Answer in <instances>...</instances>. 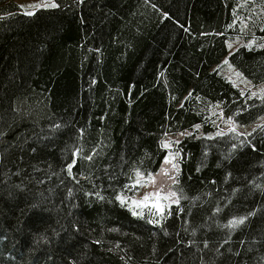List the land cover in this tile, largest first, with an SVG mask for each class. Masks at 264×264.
I'll use <instances>...</instances> for the list:
<instances>
[{
  "label": "trees",
  "instance_id": "obj_1",
  "mask_svg": "<svg viewBox=\"0 0 264 264\" xmlns=\"http://www.w3.org/2000/svg\"><path fill=\"white\" fill-rule=\"evenodd\" d=\"M53 1L0 0V264H264V123L181 139L159 222L117 198L157 171L164 135L264 116L213 68L264 0ZM249 27L228 61L260 83Z\"/></svg>",
  "mask_w": 264,
  "mask_h": 264
},
{
  "label": "rangeland",
  "instance_id": "obj_2",
  "mask_svg": "<svg viewBox=\"0 0 264 264\" xmlns=\"http://www.w3.org/2000/svg\"><path fill=\"white\" fill-rule=\"evenodd\" d=\"M22 12H34L37 8H43L45 4H52L55 2L53 0H14ZM261 3L257 1L256 3L249 2L250 6L248 9L242 8L238 15V25L243 32V35L236 36L232 40L227 41V54L216 64L213 68L229 82H231L237 89L240 90L242 94H247L250 97H262L264 96V82L253 83L247 79L240 71H238L234 66H232L228 61V56L238 47L243 45H250L255 42V39L251 38V34L244 33L246 30L250 29L249 25L261 26L264 24V16L260 10ZM33 5H41L40 7H31ZM260 6V7H259ZM47 8V7H46ZM264 12V10H263ZM247 28V29H246ZM247 35V36H245ZM264 123V116L259 117L253 122L248 124H238L231 119L225 118L220 113H216L212 119L213 130L211 132H205L202 129V124H197L191 128L184 129L175 134H167L161 138V145L166 150V154L162 163L160 164L157 171L148 177H142L136 179L135 182L129 185L128 191L125 193H120L118 195V201L121 203V199L125 201L123 203L126 207L130 209L133 215H151L157 222H159L165 211L172 205L177 203V195L175 193L174 187L177 181L178 171H179V152L176 149L177 143L183 139L185 136L194 135L195 137L201 136H212L216 134H223L226 132H235L239 134H247L259 125ZM168 146L165 147L164 145ZM168 160L170 162L166 163ZM173 164L176 167H173ZM160 193V199L157 200L155 195L140 204V206L133 205V201H143L146 194ZM175 193V195H172ZM167 197V199H164ZM159 203L163 206V212H157L154 204ZM122 204V203H121Z\"/></svg>",
  "mask_w": 264,
  "mask_h": 264
},
{
  "label": "snow or ice",
  "instance_id": "obj_3",
  "mask_svg": "<svg viewBox=\"0 0 264 264\" xmlns=\"http://www.w3.org/2000/svg\"><path fill=\"white\" fill-rule=\"evenodd\" d=\"M40 6H41V5H33V6H31V7H40ZM43 6H44V7H56V5H55L54 3H52V4H45V5H43ZM26 14H27V15H32L31 12H28V13H26ZM164 146L167 147L168 145L165 144ZM165 162L168 163V162H170V161L166 160ZM173 167L175 168L176 165L173 164ZM69 170H70V169H69ZM152 195H155V197L157 198V200L160 199V193L157 192V193H155V194H146L145 197H144V199H143V201H133L132 203H133V205H135V206L138 207V206H140V204H142V203L148 201V200L151 198ZM172 195H175V193H173ZM164 199H167V197H164ZM121 203L123 204V203H125V201H124L123 199H121ZM153 206L156 207L157 212H161V213L163 212V206L160 205L159 203L154 204ZM240 222H242V221H237V222H234V223H240Z\"/></svg>",
  "mask_w": 264,
  "mask_h": 264
}]
</instances>
